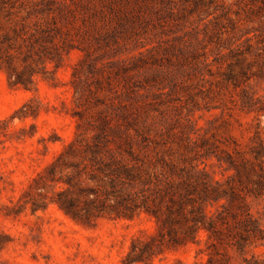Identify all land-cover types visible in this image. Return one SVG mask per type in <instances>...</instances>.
<instances>
[{
  "label": "rangeland",
  "instance_id": "rangeland-1",
  "mask_svg": "<svg viewBox=\"0 0 264 264\" xmlns=\"http://www.w3.org/2000/svg\"><path fill=\"white\" fill-rule=\"evenodd\" d=\"M63 1L0 0V41L26 32L14 50H0V264H124L136 239L152 242L156 255L133 264H264V0H200L173 16L161 8L169 0H65L62 10ZM149 4L161 8L152 22L124 34L123 11L140 6L148 18ZM55 24L65 25L60 37L35 43ZM140 53V96L97 91V83L107 87L111 62ZM8 56L26 78L35 72L28 89L12 86ZM98 101L118 115L121 105L136 107L143 177L194 168L235 190L238 198L207 207L223 220L221 240L201 231L197 242L174 249L167 235L157 241L155 219L144 211L117 219L102 174L73 176V165L81 171L88 163L79 155L48 171L70 144L92 143L106 108ZM79 190L80 206L94 201L87 224L57 205Z\"/></svg>",
  "mask_w": 264,
  "mask_h": 264
},
{
  "label": "trees",
  "instance_id": "trees-1",
  "mask_svg": "<svg viewBox=\"0 0 264 264\" xmlns=\"http://www.w3.org/2000/svg\"><path fill=\"white\" fill-rule=\"evenodd\" d=\"M164 1L162 0L161 3ZM200 3V0H193L192 4L188 1L176 3L169 0L161 8L164 9V14L173 16L175 13H179V10L184 12L191 9L190 11H192ZM59 5L62 10L68 8V3L65 0ZM144 7L146 11L151 13L148 18L143 15L140 6L133 12L123 11V19L121 20L129 28V30H124V34L129 35L138 24L146 25L148 22H152L155 13L161 9L156 8L154 4L144 5ZM54 26L52 29L40 31L39 38L34 40L35 43H53L60 37L65 25L57 26L55 24ZM21 27L25 29L24 25ZM192 29L198 30L196 27H192ZM12 33L14 36L11 38L7 34L3 35L2 41H0V50H3V47H5V51L14 50L16 46L14 41L16 40L17 43L18 39H22V36L26 35V32L21 34L15 29L12 30ZM250 41V38L245 40L248 47H251ZM45 49L48 50V47ZM143 57L144 54L140 53L138 57L133 56L129 59L111 62L110 66L114 70L107 72V87H101V84L97 83V91L111 92L122 89L127 96L129 94L140 96L138 90L144 89V86L139 83V79H141L139 63ZM2 60L7 69L8 79H12V86H22L28 89L33 84L35 72H31V70L26 78L13 66L10 56L2 58ZM92 69L95 71L96 68L93 67ZM114 82L117 83V86L114 85ZM99 105H105L106 108L99 111V123L93 126V131H97L92 136V143L86 144L84 148H76L75 143L70 144L66 151L48 167V171H54L56 166L65 158L79 155L81 162L88 163L81 171L79 170L80 165H73V170L75 169L73 176L81 177V172L87 169H90L91 174H102L108 180L111 189H105V193L114 202L109 206V209L117 219H132L137 213L144 211L155 219L158 227L157 241L164 243L167 235L166 244L174 249L185 246L190 241L197 242V236L201 231L207 233L209 240H221L223 233L219 229V225L223 220L217 212H208L207 207L213 203H218L223 198H230L231 200L238 198L235 190L231 189L228 193L222 189L219 182L214 180L212 184L207 182L206 173L204 171L195 172L194 168L186 171L185 176H177L178 174L175 175L171 171H165L160 176L147 173L146 177H143L144 171L138 164V157L135 152V150L140 149L137 139L142 137L135 126L137 121L136 107L131 105L130 107L134 108L131 110L129 106L121 105V114L118 115L116 112L113 113V104L106 106V104L98 101L94 106L98 107ZM131 131L134 133L132 134ZM116 180L119 181L120 190H116L118 186ZM81 193L86 192L79 190L76 198H66L65 201L58 200L57 205L75 222L87 224L90 221L89 206L94 201L85 200L84 205L80 206V197L83 195ZM64 194L62 193L61 196ZM137 244L142 245L139 252L134 250ZM154 246L152 242L143 243L138 239L134 240L124 264L150 261L156 255L153 250Z\"/></svg>",
  "mask_w": 264,
  "mask_h": 264
}]
</instances>
